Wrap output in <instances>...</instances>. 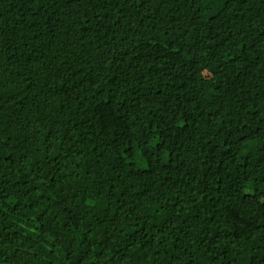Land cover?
Segmentation results:
<instances>
[{"label":"trees","instance_id":"trees-1","mask_svg":"<svg viewBox=\"0 0 264 264\" xmlns=\"http://www.w3.org/2000/svg\"><path fill=\"white\" fill-rule=\"evenodd\" d=\"M0 264H264V0H0Z\"/></svg>","mask_w":264,"mask_h":264}]
</instances>
